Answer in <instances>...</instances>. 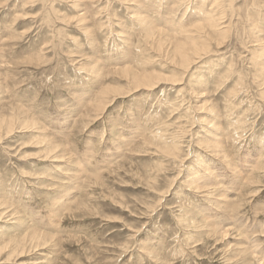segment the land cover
<instances>
[{"label": "rangeland", "instance_id": "obj_1", "mask_svg": "<svg viewBox=\"0 0 264 264\" xmlns=\"http://www.w3.org/2000/svg\"><path fill=\"white\" fill-rule=\"evenodd\" d=\"M0 264H264V0H0Z\"/></svg>", "mask_w": 264, "mask_h": 264}, {"label": "bare ground", "instance_id": "obj_2", "mask_svg": "<svg viewBox=\"0 0 264 264\" xmlns=\"http://www.w3.org/2000/svg\"><path fill=\"white\" fill-rule=\"evenodd\" d=\"M178 48H179V47H178ZM181 53H182V52H181ZM196 53H197V52H196ZM184 54H185V53H184ZM186 54H187V53H186ZM182 55H183V53H182ZM184 56H186V58H184ZM184 56H180V57H181V59H183L184 62H187V60H188L187 58H188V57H187V55H184ZM197 56H198V55H197ZM208 134H209V133H208ZM206 145H207V144H206ZM211 176H212V175H211ZM203 186H204V185H203ZM220 239H221V238H220Z\"/></svg>", "mask_w": 264, "mask_h": 264}]
</instances>
